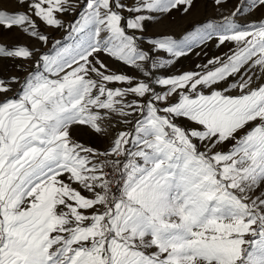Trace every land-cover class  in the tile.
I'll return each instance as SVG.
<instances>
[{
	"label": "snow or ice",
	"instance_id": "snow-or-ice-1",
	"mask_svg": "<svg viewBox=\"0 0 264 264\" xmlns=\"http://www.w3.org/2000/svg\"><path fill=\"white\" fill-rule=\"evenodd\" d=\"M9 2L0 37L47 45L39 21L72 42L49 53L0 40V61L35 57L23 77H0V94L18 85L0 98V264H264V19L236 20L264 0L147 49L145 22L197 0ZM214 39L232 47L163 74ZM120 124L104 150L75 134Z\"/></svg>",
	"mask_w": 264,
	"mask_h": 264
},
{
	"label": "rangeland",
	"instance_id": "rangeland-1",
	"mask_svg": "<svg viewBox=\"0 0 264 264\" xmlns=\"http://www.w3.org/2000/svg\"><path fill=\"white\" fill-rule=\"evenodd\" d=\"M73 4L81 3V0H71ZM123 2L127 5H131L133 0H123ZM241 0H226V2L218 9L214 4L213 0H197L195 7L188 15H181L177 12H173L171 15L166 17L164 21L160 24L153 23V22H145L143 37L144 43H142L141 47L147 49L148 45L146 41L148 39L156 38L158 35L161 34H171L175 39H181L186 31H191L192 26L198 24H207L209 21L219 22L221 20L222 15H227L231 10H233ZM245 5H247V0H244ZM15 5V0H10L8 3V7L12 8ZM79 11V10H78ZM77 13L66 12L60 18L68 22H74V15ZM125 16L128 13L124 14ZM264 19V7H259L253 9L251 11H242L241 14L236 17V20L239 24L245 25L247 23L259 21ZM37 23L40 25V30L44 32L49 37V42L47 45L43 44L42 42L36 39H30L26 35H21L17 32L16 29H13L12 32L4 33L0 40L8 45H13L16 43L24 44L29 48H39L41 52L45 49L49 50L51 53L52 44L56 40H60L61 44H70L72 42V38L68 37L67 30L65 29H53L50 28L39 21ZM139 34V33H137ZM216 41H210L207 43V46L196 47L193 49L191 53L186 55L185 57L180 58L178 61L175 62V67L172 66L168 67L167 72L163 74H167L168 72L175 71V70H197L196 65L204 64L207 60L214 55H220L224 52H227L231 44L222 46L221 48L215 47ZM200 53V55H197ZM161 57H166V54L161 51ZM34 60L25 62L23 60H3L0 61V77H10V76H20L23 77L26 71H31L32 67L34 66ZM111 66L114 69L122 71L126 74L139 76V73H135L134 70L130 66H125L122 63H115L110 62ZM23 64V68H16L15 65ZM261 82H264L262 80ZM115 87L116 85H111ZM12 91L6 94H0V98L3 95L12 96L13 93L17 90L18 85L12 84L11 85ZM131 119H135V117H131ZM114 123V122H113ZM128 127L130 128L131 125H117L116 127L109 128V131L105 136H98L92 133H89L87 130L78 131L76 132V136L79 140L86 144H90L93 147H96L100 150H104L109 146L110 140L114 133L122 128Z\"/></svg>",
	"mask_w": 264,
	"mask_h": 264
}]
</instances>
